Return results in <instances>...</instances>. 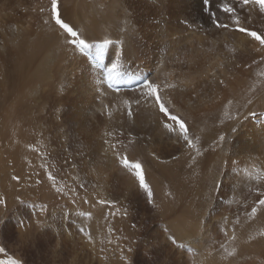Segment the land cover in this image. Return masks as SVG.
I'll use <instances>...</instances> for the list:
<instances>
[{"label": "rangeland", "instance_id": "obj_1", "mask_svg": "<svg viewBox=\"0 0 264 264\" xmlns=\"http://www.w3.org/2000/svg\"><path fill=\"white\" fill-rule=\"evenodd\" d=\"M175 2L0 0L8 59L42 23L76 46L20 103L0 76V264H264V0Z\"/></svg>", "mask_w": 264, "mask_h": 264}, {"label": "bare ground", "instance_id": "obj_2", "mask_svg": "<svg viewBox=\"0 0 264 264\" xmlns=\"http://www.w3.org/2000/svg\"><path fill=\"white\" fill-rule=\"evenodd\" d=\"M14 1V0H13ZM182 1H188V0H180V2H178L177 3V6H178V4L179 3H181ZM176 2H177V0H176ZM176 2H175V4H176ZM36 4L37 3H35V4H32L31 6H32V8L34 7V9L33 10H36L35 8H36ZM186 4V3H185ZM174 5V4H173ZM63 6V5H62ZM175 6V5H174ZM173 6V7H174ZM72 7V6H71ZM179 7H180V5H179ZM66 8V7H65ZM69 8V7H68ZM71 9V8H70ZM49 11V10H48ZM62 11H63V9H62ZM51 12V11H50ZM179 12V11H178ZM45 13H47V12H45ZM45 13H43V14H45ZM59 13H60V11H59ZM59 13H57L56 14V16H55V20L59 23V22H61V21H58L59 19H61V20H64V18H62V16L61 15H59ZM64 15V14H63ZM43 16V15H42ZM47 17H48V15H46ZM7 18H9V16H6ZM40 17V16H39ZM44 17V16H43ZM47 17H44L45 19L47 18ZM49 17H52L53 18V15H51V16H49ZM41 18V17H40ZM59 18V19H58ZM43 19V18H42ZM41 20V19H40ZM35 21H36V19H35ZM68 21V20H67ZM34 22V21H33ZM47 22H50V21H48L47 20ZM54 22V21H53ZM56 22V23H57ZM6 23H7V25H6V27H3L6 31H7V33H8V35H9V31H10V19H7V21H6ZM37 23V22H36ZM57 23V24H58ZM32 24V23H31ZM40 24V23H39ZM56 24V25H57ZM42 28H39L38 30L39 31H37L36 30V32L37 33H35L36 35V37H35V41L36 42H34L33 44H32V46L29 48V50H28V52L27 53H25V51H23V49H17L15 52H14V57L12 56V57H10V59H8L9 58V54L7 53V50L8 49H10V48H7V44H9L8 42L7 43H4V46H2L3 47V51H1V53H0V56H1V58H0V76H1V78H3L4 77V70L8 73V75H9V78H7L6 77V75H5V77L7 78V81H8V79L10 80V82H11V89H12V92H10L9 94H8V96L9 97H11V98H9L10 100V102L11 101H13L12 102V104L13 103H20V102H22L24 99L26 100L27 98L26 97H30V94H28V96H26L27 95V90H29V88H31V87H29V88H27L28 87V84H29V86L31 85V84H34V83H32L36 78H37V76L38 75H43L41 72L42 71H44V73H45V70H46V68L51 64V63H53L54 62V60H56L55 58H56V55L59 57V55H61L62 53H66V51L69 49V48H75L76 46H73V47H71V45H70V43H69V41H71L70 39H71V37H70V35H68V32H65V31H62L61 29H60V27H58V26H55L54 24L53 25H51L50 23H45L44 25H43V23H42ZM40 27V26H39ZM257 27V26H256ZM24 28H26V27H24ZM28 28V27H27ZM38 27H35L34 28V30L35 29H37ZM31 29V28H30ZM65 30V29H64ZM22 31L23 30H20V29H17V32L14 34L15 36L18 34V32H21L22 33ZM39 32V33H38ZM167 32V31H166ZM170 32V31H169ZM21 33H19V35L21 34ZM30 33H34V32H32V31H30ZM28 35V34H27ZM21 36V35H20ZM29 36V35H28ZM31 36V35H30ZM25 37H27V36H25ZM20 39V38H19ZM28 39H31V38H27V40ZM51 39V41L52 42H50L49 43V40ZM125 41V43L124 44H126V46H127V48H128V52L130 53V54H132L133 53V50L132 49H134V47H136L135 46V44H137L136 43V40H134V39H130V38H128V37H124L123 38ZM137 39V38H136ZM18 40V39H17ZM16 40V41H17ZM24 40V39H23ZM22 41V40H21ZM32 41V40H31ZM46 41H48V43L46 42ZM128 41H130V42H128ZM24 42V41H23ZM26 42V41H25ZM40 42V43H39ZM17 43H18V41H17ZM20 43V42H19ZM26 44V43H25ZM28 45V44H27ZM29 45H30V43H29ZM17 46V45H16ZM9 47V46H8ZM27 47V46H26ZM89 48V47H88ZM1 49V48H0ZM86 49H87V47H86ZM90 49L91 48H89V51H90ZM5 50V51H4ZM76 50V49H75ZM93 51H94V49H92ZM8 51H10V50H8ZM12 51V50H11ZM78 53H79V51L78 50H76ZM82 51H85L87 54H88V56L90 57V60L85 56V57H83L84 55L82 54V53H79V55H83V56H81L82 58H81V61H79L80 62V67H85V69L86 70H81L80 71V74H81V78H82V80H83V84H84V86L86 87V86H89V85H91V84H94V86H95V83H96V85L97 86H100V85H103V81L104 80H102L103 79V77H102V75H103V71L106 69V67L107 66H109V61L102 55V54H100V53H98L99 54V56L97 57L96 55H91L92 53V51L91 52H89L88 50H82ZM136 52H137V50H135ZM3 52V53H2ZM13 52V51H12ZM70 52V51H69ZM24 53H25V55H24ZM40 53V54H39ZM72 53H74V52H72ZM127 53V52H126ZM8 54V55H7ZM68 54V53H67ZM70 54V53H69ZM11 55V54H10ZM23 55V56H22ZM66 55V54H65ZM72 55V54H71ZM75 55H77V54H74V57H75ZM128 55V54H127ZM73 57V56H72ZM76 58V57H75ZM94 58L96 59V60H94ZM77 60H78V57L76 58ZM75 59V60H76ZM60 60V59H59ZM187 60H188V64H190V66L195 62L194 61V58L191 56V57H188L187 58ZM14 62V61H16L17 62V66H15L14 64H13V66L14 67H18V69L16 70V72L13 74V73H10V71L6 68V67H12L11 65H12V63H10V62ZM63 61V60H62ZM10 64H9V63ZM56 62V61H55ZM60 62V61H59ZM98 62H100V66H98ZM56 63H58V62H56ZM210 64H209V66H212V64H213V61L211 62H209ZM78 64V63H77ZM29 66H31V68L32 67H34L33 69H30L31 71H28L29 69H28V67ZM51 66V65H50ZM98 66V67H97ZM209 66H198V67H209ZM57 68V67H56ZM55 68V69H56ZM73 68V67H72ZM11 69V68H10ZM63 69V68H62ZM88 69H90L89 71H88ZM13 70V69H12ZM49 70H50V67H49ZM48 70V71H49ZM60 70V69H59ZM51 71H53L52 69H51ZM58 71V70H57ZM63 71V70H62ZM89 73H91V76L89 77V74H88V72ZM82 72V73H81ZM47 73V72H46ZM45 73V74H46ZM55 73H56V71H55ZM79 74V73H78ZM40 75V76H41ZM47 75V74H46ZM63 74H61V76H62ZM57 76H58V73H57ZM58 77H60V76H58ZM6 78H3V80L4 79H6ZM47 79H50L51 77H46ZM39 79V78H38ZM2 79H1V81H3ZM41 80H43V82H44V80H46L45 78H42ZM5 81V80H4ZM109 81V80H108ZM9 82V83H10ZM61 82V81H60ZM68 82V81H67ZM31 83V84H30ZM98 83V84H97ZM102 83V84H101ZM9 86V85H6V84H3L2 86ZM39 86H41V85H39ZM58 86V85H57ZM59 86H61L60 84H59ZM93 86V87H94ZM104 86V85H103ZM33 87V86H32ZM42 87V86H41ZM49 87V86H48ZM61 87H63V86H61ZM58 88V87H57ZM38 89H41V88H38ZM2 90V89H1ZM32 90V89H31ZM50 90H51V88H50ZM65 90V89H64ZM3 91H4V89H3ZM35 91V90H34ZM31 92V91H30ZM38 92V90H36V92L35 93H37ZM40 92V91H39ZM32 94V93H31ZM38 94V93H37ZM45 94V93H44ZM32 96V95H31ZM34 96H35V94H34ZM41 96V95H40ZM43 96V95H42ZM41 96V97H42ZM45 96V95H44ZM48 95H46V97H47ZM8 98V97H7ZM31 99V98H30ZM39 99V98H38ZM38 99H37V101H38ZM42 99V98H41ZM48 99V98H47ZM43 100H46L45 98L44 99H42L41 100V102L40 101H38V102H40V103H42L43 104ZM8 101V102H9ZM29 102V101H28ZM30 102H31V100H30ZM35 103V102H34ZM37 103V102H36ZM45 103H46V101H45ZM10 104V103H9ZM25 104V103H24ZM30 104V103H29ZM41 104V105H42ZM47 104V103H46ZM45 104V105H46ZM7 105V104H6ZM21 105H23V104H21ZM20 104H18V107H20L21 106ZM31 105V104H30ZM39 105L40 104H38V107H39ZM54 105V104H53ZM56 105V104H55ZM54 105V106H55ZM12 106V105H11ZM26 106V105H25ZM29 106V105H28ZM33 106V105H32ZM36 106H37V104H36ZM17 107V106H16ZM23 107V106H22ZM48 107V106H47ZM51 107V106H50ZM13 108H14V110L13 111H15V110H17L14 106H13ZM33 108H35V106L34 107H32V109ZM40 108V107H39ZM42 108H43V106H42ZM52 108V107H51ZM1 109V108H0ZM3 109H4V106H3ZM8 109V108H7ZM27 110V109H26ZM34 110V109H33ZM11 111V110H10ZM12 111V112H13ZM19 110H17V112H18ZM44 111H46L45 109H44ZM51 111V110H50ZM57 111V110H56ZM26 112V111H25ZM33 112V111H32ZM35 112H37V110L35 111ZM41 112V110L40 111H38V113H40ZM52 112V111H51ZM2 113H4V112H2ZM10 113V112H9ZM23 113V112H22ZM18 114V113H17ZM17 114L16 115H13V117L11 118V119H9V120H13V124L14 125H16V126H18L17 128L20 130V127H19V125H22L21 123H20V121H18L19 120V118H18V116H17ZM19 114H21V113H19ZM18 114V115H19ZM33 114V113H32ZM12 115V114H11ZM2 116V115H1ZM4 116V115H3ZM23 116V115H22ZM26 116H27V114H26ZM38 116H40V115H38ZM20 117H21V115H20ZM262 118V117H261ZM36 119V118H35ZM4 122H5V120H3ZM10 122H12V121H10ZM15 122V123H14ZM10 124V123H9ZM12 124V125H13ZM7 125V124H6ZM25 126V125H24ZM7 127V126H6ZM22 131V130H21ZM7 132V131H6ZM27 132V131H26ZM31 132V131H30ZM29 132V133H30ZM33 132V131H32ZM10 133V132H9ZM36 136V135H35ZM5 137V136H4ZM16 138H17V136H16ZM21 138V137H20ZM36 141V140H35ZM8 142V141H7ZM29 142V141H28ZM32 142V141H31ZM38 143V142H37ZM32 143H30V145H31ZM23 146V145H22ZM257 148H260L261 149V147H258L257 146Z\"/></svg>", "mask_w": 264, "mask_h": 264}]
</instances>
